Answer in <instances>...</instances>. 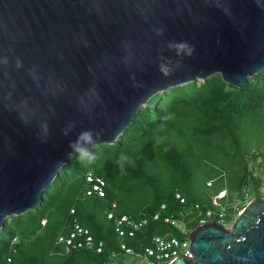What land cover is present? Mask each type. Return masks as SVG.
Instances as JSON below:
<instances>
[{"label":"water","instance_id":"1","mask_svg":"<svg viewBox=\"0 0 264 264\" xmlns=\"http://www.w3.org/2000/svg\"><path fill=\"white\" fill-rule=\"evenodd\" d=\"M263 68L264 0H0V230L153 94L215 74L242 87ZM187 240L191 257L166 264H264V198Z\"/></svg>","mask_w":264,"mask_h":264},{"label":"trees","instance_id":"2","mask_svg":"<svg viewBox=\"0 0 264 264\" xmlns=\"http://www.w3.org/2000/svg\"><path fill=\"white\" fill-rule=\"evenodd\" d=\"M262 117L264 68L248 77L242 87L228 85L215 74L153 94L113 143L94 145L83 156H69L44 189L41 203L4 221L0 264L5 263L6 256H10L8 264H131L123 261L120 243L139 252L153 234L182 238L163 222V217L179 218L193 202L206 205L208 194L224 185L220 173L232 174L230 181L227 177L228 186L238 192L244 187L247 196H260V178L252 175L243 156L248 141H257L264 133ZM258 155L250 153L253 160ZM77 159L82 160L83 167H74L69 175ZM86 173L103 180L102 195L84 193L89 188L84 181ZM61 174L65 177L62 182ZM208 179L212 180L211 187L205 185ZM215 185L204 193L203 200L197 198V187L209 189ZM174 191L184 198L183 205L173 198ZM246 198L242 197V203ZM70 209L93 239L102 242L100 252L65 248L55 241L57 235H66L69 230ZM50 210L55 212L51 218L47 217ZM108 211L133 218L145 216L147 223L132 236H119L105 216ZM156 212L158 218L152 219ZM232 217V207L228 206L225 220ZM196 225L195 218L186 220L187 228ZM13 237L16 242L11 244Z\"/></svg>","mask_w":264,"mask_h":264},{"label":"built area","instance_id":"3","mask_svg":"<svg viewBox=\"0 0 264 264\" xmlns=\"http://www.w3.org/2000/svg\"><path fill=\"white\" fill-rule=\"evenodd\" d=\"M222 176L223 173H220ZM84 181L88 184V187L84 193L89 194L91 192H96L98 195H102V186L104 185L103 180L94 176L91 173L84 174ZM207 187H211L212 180L208 179L205 181ZM241 193L246 197L247 190L241 187ZM173 198L178 201L179 204H184L185 200L178 191L173 192ZM208 202L206 205H201L199 203L193 202L190 204L189 209L181 213L179 218H172L169 216L163 217V222L169 223L173 229L182 236L178 238L175 235L166 233L163 235L153 234L148 238V244L141 248L139 252H134L131 248L126 247L123 243H120L119 248L124 252V254L131 255L134 258L139 259L141 263L138 264H150V263H161L166 264L173 258L182 255L191 257V253L188 249L187 234L190 231L186 226V220L195 218L197 224L203 223L206 220L212 219L221 226L227 228L232 221H226L225 215L228 202V193L226 188L220 187L213 190L208 194ZM232 207V205H230ZM164 207L163 204L160 205V209ZM184 210V209H183ZM233 212V217L239 212ZM69 230L66 235H57L56 242L62 244L65 248L70 249H94L95 252H100L102 242L100 240H94L92 235L89 233L88 229L82 226L77 218L73 215V211L69 210ZM106 218L111 220L114 232L119 236H132L134 232L141 229L147 223V217L140 216L138 218H133L126 214L114 215L111 211L106 212ZM158 212L153 213L151 218H158ZM232 217V218H233ZM45 219L40 220V224L43 225ZM16 242V238L11 239V244ZM10 251L14 252V248L10 245ZM5 263L10 262V256L4 258Z\"/></svg>","mask_w":264,"mask_h":264},{"label":"rangeland","instance_id":"4","mask_svg":"<svg viewBox=\"0 0 264 264\" xmlns=\"http://www.w3.org/2000/svg\"><path fill=\"white\" fill-rule=\"evenodd\" d=\"M262 119L264 120V117H262ZM249 130L251 131L252 129L249 128ZM259 136H261V137L257 141H256L255 138L250 139L248 141L247 148H246L247 149L246 150L247 152L244 154L243 157L246 160L247 167L251 171L252 175L258 176L260 178L259 191H260V194L261 195L259 197L264 198V133L261 134V135H259ZM256 143H258V144L255 145ZM250 153H259V155L253 160L250 157ZM81 162H82L81 159H77L76 161L72 162V164L70 166L71 168H69V170H68V174L70 175L72 173V171H73L72 169L74 167H76L78 169H81L83 167V164ZM202 167L203 166H201V168ZM232 167L235 170L237 168V165L234 164ZM204 169H206V168H204ZM228 176H229V181H230V179H232V174L226 175V173H224V175H222L221 181H222V184L225 185V186L224 185L223 186L227 189V191L229 193V197H228L229 206L232 205V211L236 212L237 210H241V208L243 207V205L252 196H250V193H249L248 194V197L246 198L247 199L246 202L242 203L241 200H242V197L244 195L241 193V190L238 192L237 189L232 188L231 186H228V184H229L228 183V178H227ZM60 177L62 178L60 180L62 182L65 177H63V174H61ZM56 180H58V179H56ZM218 184L219 183H217V185ZM218 186H220V185H218ZM215 187H216V185L214 186V188H209V189H205L202 186L197 187L195 189V194H196V196H197L198 199L203 200L204 199V193L205 192L206 193L207 192H210L211 190L215 189ZM128 204H131V202H128ZM131 206H132V208H135L136 207V204L134 202H132V205ZM54 210H56V207H54ZM54 215H55V212H53V210H50L47 213V217H49V218H51ZM98 220L101 221V218H98ZM123 261L126 262V263H131V264L141 263V261H139V259L134 258L133 256L127 255V254H125L123 256Z\"/></svg>","mask_w":264,"mask_h":264},{"label":"clouds","instance_id":"5","mask_svg":"<svg viewBox=\"0 0 264 264\" xmlns=\"http://www.w3.org/2000/svg\"><path fill=\"white\" fill-rule=\"evenodd\" d=\"M80 139H82V140H84V139H87V134H84V136H82ZM70 147H73V144L72 143H70V145H69ZM79 152H80V155L81 156H83V155H85V153H84V150L83 149H79Z\"/></svg>","mask_w":264,"mask_h":264}]
</instances>
